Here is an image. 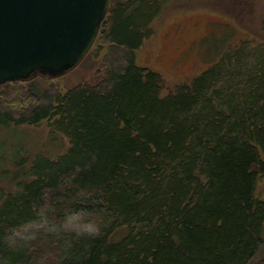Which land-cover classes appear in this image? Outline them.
<instances>
[{
    "label": "trees",
    "instance_id": "trees-1",
    "mask_svg": "<svg viewBox=\"0 0 264 264\" xmlns=\"http://www.w3.org/2000/svg\"><path fill=\"white\" fill-rule=\"evenodd\" d=\"M169 1L110 4L92 45L95 56L105 49L96 83L65 93L36 75L0 84L1 126L53 120L70 139L58 157L20 164L15 191L0 190V264H249L257 253L264 43L228 47L161 95L160 73L136 51ZM77 216L96 230L69 226Z\"/></svg>",
    "mask_w": 264,
    "mask_h": 264
},
{
    "label": "rangeland",
    "instance_id": "rangeland-1",
    "mask_svg": "<svg viewBox=\"0 0 264 264\" xmlns=\"http://www.w3.org/2000/svg\"><path fill=\"white\" fill-rule=\"evenodd\" d=\"M151 29V37L136 51L137 60L160 73L161 95H167L217 62L228 47L242 40L264 43V0H170ZM96 48L62 75L38 73L33 78L43 85L42 90L54 83L62 93L79 83H96L103 75L105 53L104 49L95 56ZM52 124L53 120L46 119L35 125H0V190L17 189L20 164L30 166L41 155L55 158L67 150L70 139ZM257 196L264 200V177L258 183ZM69 226L96 230L93 222L81 216L73 217ZM36 228L26 229V235ZM126 233L127 228L119 229L113 237L120 240ZM249 264H264V242Z\"/></svg>",
    "mask_w": 264,
    "mask_h": 264
},
{
    "label": "water",
    "instance_id": "water-1",
    "mask_svg": "<svg viewBox=\"0 0 264 264\" xmlns=\"http://www.w3.org/2000/svg\"><path fill=\"white\" fill-rule=\"evenodd\" d=\"M110 0H0V84L57 77L91 49Z\"/></svg>",
    "mask_w": 264,
    "mask_h": 264
}]
</instances>
